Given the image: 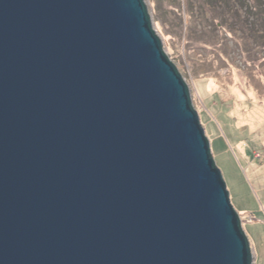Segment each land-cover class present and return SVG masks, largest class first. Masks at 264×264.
I'll use <instances>...</instances> for the list:
<instances>
[{"label": "water", "instance_id": "95a60500", "mask_svg": "<svg viewBox=\"0 0 264 264\" xmlns=\"http://www.w3.org/2000/svg\"><path fill=\"white\" fill-rule=\"evenodd\" d=\"M0 264H256L146 0H0Z\"/></svg>", "mask_w": 264, "mask_h": 264}, {"label": "rangeland", "instance_id": "374dc122", "mask_svg": "<svg viewBox=\"0 0 264 264\" xmlns=\"http://www.w3.org/2000/svg\"><path fill=\"white\" fill-rule=\"evenodd\" d=\"M146 2L191 88L256 264H264V12L256 26L235 0Z\"/></svg>", "mask_w": 264, "mask_h": 264}, {"label": "trees", "instance_id": "16d2710c", "mask_svg": "<svg viewBox=\"0 0 264 264\" xmlns=\"http://www.w3.org/2000/svg\"><path fill=\"white\" fill-rule=\"evenodd\" d=\"M250 1H252V0H250ZM253 1L255 2L254 6L253 5L249 6V3H248L249 1L248 0H235V3H239V4L241 3L243 5L246 4V7L248 8V10L250 12V18H252V20L254 19L256 22H258L255 25L256 26H262V23H260V21L262 20V15H263L262 12H264L263 11L264 10V0H253ZM256 4L261 6V9H262L261 11L259 10V8H258V6ZM261 37L262 36L257 37V38L260 39ZM263 45H264V42H263Z\"/></svg>", "mask_w": 264, "mask_h": 264}]
</instances>
